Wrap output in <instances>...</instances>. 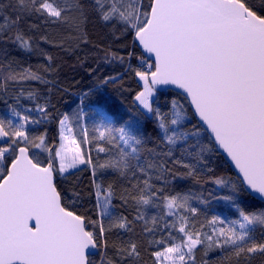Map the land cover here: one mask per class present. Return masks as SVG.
I'll return each mask as SVG.
<instances>
[{"label":"snow or ice","instance_id":"obj_1","mask_svg":"<svg viewBox=\"0 0 264 264\" xmlns=\"http://www.w3.org/2000/svg\"><path fill=\"white\" fill-rule=\"evenodd\" d=\"M0 104V264H264V0H0Z\"/></svg>","mask_w":264,"mask_h":264},{"label":"trees","instance_id":"obj_2","mask_svg":"<svg viewBox=\"0 0 264 264\" xmlns=\"http://www.w3.org/2000/svg\"><path fill=\"white\" fill-rule=\"evenodd\" d=\"M49 31H54L53 29H49ZM93 33L91 35V39L93 41H100L102 33L91 30ZM43 47H46L50 53L55 57V63L57 65V73H56V79L58 81V84L61 88H67L68 91L63 93L62 95L57 93L53 95L52 99L54 103H57V107L60 108L61 111H71L74 109L79 101V95L81 91H86L90 86V77L88 76L86 72L87 68V62L85 63L84 67H81L79 62L77 61V55H81L82 53L76 52L73 53L71 51L65 52L60 50L59 48L52 47L51 45H44L42 43ZM43 62L42 58H37L35 56L31 57L29 60V63L37 64ZM52 78V75L49 74V79ZM35 84V82H34ZM126 85H130L131 89L134 90L136 88L135 83H133L131 80H127L126 78ZM36 87H39L43 89V85L35 84ZM132 92H125L123 95H120L119 93L113 92L111 90H108L107 96L105 99L107 100L108 106H114L117 109H122L131 103L132 98ZM97 99H92L88 103L89 104H96ZM0 109H3V105L0 104ZM88 109H86L87 111ZM93 120L91 114L88 118V125L91 126ZM222 157V155H221ZM221 169L224 171L226 175H233L234 172L221 165ZM81 177V179L84 181V184L87 183V173H77ZM72 180H75V177L72 178ZM71 182V181H70ZM83 187V185H82ZM214 213L217 215H226L225 204L223 202H220L219 204H216L214 202L213 205ZM231 218V217H230Z\"/></svg>","mask_w":264,"mask_h":264},{"label":"water","instance_id":"obj_3","mask_svg":"<svg viewBox=\"0 0 264 264\" xmlns=\"http://www.w3.org/2000/svg\"><path fill=\"white\" fill-rule=\"evenodd\" d=\"M222 157H223V153H221ZM234 172V169H231Z\"/></svg>","mask_w":264,"mask_h":264}]
</instances>
